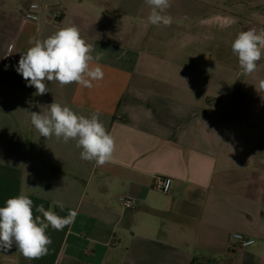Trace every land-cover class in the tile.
<instances>
[{
	"label": "crops",
	"instance_id": "obj_1",
	"mask_svg": "<svg viewBox=\"0 0 264 264\" xmlns=\"http://www.w3.org/2000/svg\"><path fill=\"white\" fill-rule=\"evenodd\" d=\"M32 3L49 7L47 23L25 18ZM150 11L145 0H0V207L24 191L34 212L54 201L62 217L77 212L47 229L46 255L28 260L13 245L0 264H264V55L244 75L231 49L244 22L264 33V0H171L169 27ZM73 25L103 51V80L46 81L36 95L16 71L21 54ZM53 102L100 112L116 141L110 162L40 136L30 113ZM158 177L172 179L168 194ZM126 195L137 210L120 204ZM233 233L257 243L231 251Z\"/></svg>",
	"mask_w": 264,
	"mask_h": 264
},
{
	"label": "clouds",
	"instance_id": "obj_2",
	"mask_svg": "<svg viewBox=\"0 0 264 264\" xmlns=\"http://www.w3.org/2000/svg\"><path fill=\"white\" fill-rule=\"evenodd\" d=\"M145 4L151 10L150 24L171 26L173 17L165 14L171 7V0H145ZM29 43L31 46L21 54L16 71L28 82L27 86L36 89V95L49 92L46 81L56 82L61 87L76 83L91 89L94 82L104 78L99 64L103 51L94 56V46L86 42L74 25ZM231 49L238 58L242 74H252L264 55V33L258 34L255 28L241 31ZM100 115L97 110L85 117L66 105L53 102L43 112H31L30 123L45 139L55 136L65 143L75 140L76 147L82 149L81 159L103 166L112 160L116 141L106 130ZM57 206L64 210L61 201H54L47 210L43 204L35 206L34 212V202L24 191L7 199L5 206L0 207V250L6 252L15 245L28 260L46 255L52 243L47 229L62 231L74 223L77 215L76 211L69 210L68 215L62 217L55 211Z\"/></svg>",
	"mask_w": 264,
	"mask_h": 264
},
{
	"label": "built area",
	"instance_id": "obj_3",
	"mask_svg": "<svg viewBox=\"0 0 264 264\" xmlns=\"http://www.w3.org/2000/svg\"><path fill=\"white\" fill-rule=\"evenodd\" d=\"M49 7L41 3H32L25 14L27 20L33 21L37 24L43 25L48 22L46 12ZM62 12H55V19L58 20L62 17ZM156 188L164 193L168 194L172 188V179L158 177L156 180ZM120 204L130 210H137L139 208V200L133 195H126L119 198ZM257 241L253 238L247 237L241 233H233L231 235L230 250L239 252L248 249L256 245Z\"/></svg>",
	"mask_w": 264,
	"mask_h": 264
},
{
	"label": "rangeland",
	"instance_id": "obj_4",
	"mask_svg": "<svg viewBox=\"0 0 264 264\" xmlns=\"http://www.w3.org/2000/svg\"><path fill=\"white\" fill-rule=\"evenodd\" d=\"M249 1H251V0H249ZM246 3H247V1H246ZM228 9V11H229V8H227ZM251 23L252 22H250V21H248V22H244V28H246V29H250L251 28Z\"/></svg>",
	"mask_w": 264,
	"mask_h": 264
}]
</instances>
